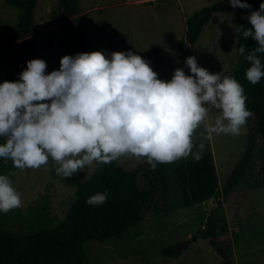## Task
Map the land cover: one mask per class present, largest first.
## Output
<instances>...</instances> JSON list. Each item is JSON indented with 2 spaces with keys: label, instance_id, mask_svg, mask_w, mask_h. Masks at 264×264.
Returning <instances> with one entry per match:
<instances>
[{
  "label": "rangeland",
  "instance_id": "374dc122",
  "mask_svg": "<svg viewBox=\"0 0 264 264\" xmlns=\"http://www.w3.org/2000/svg\"><path fill=\"white\" fill-rule=\"evenodd\" d=\"M151 2V3H150ZM218 0H78L80 15L57 23L51 13L57 10L59 0H40L36 12V28L33 35L34 53L46 62L47 72L59 70L60 60L69 55L64 48L66 34L61 27L69 25L79 46L78 53L102 51L109 56L113 52H133L149 62L150 67L164 81L172 79L180 69L186 45L187 19L196 11L207 8ZM19 11L0 0V38L13 44L12 50L22 53L23 40H18ZM69 37V36H67ZM199 66L210 73L228 75L242 63L238 50L236 22L233 12H220L205 26L197 44L190 47ZM3 70H0V80ZM215 114L209 117L214 121ZM249 127L244 126L239 136L214 135L204 140L203 126L193 137L196 147L202 142L205 149L202 158L212 155L220 187H223L248 145ZM261 144L256 148L251 168L237 186L228 202L210 200L194 207H185L179 181L173 172V164L166 168L169 193L160 190L145 210L148 214L156 207L162 211L147 215L137 228L129 229L121 238L106 242L91 241L84 245L91 264H221L222 260L204 237L207 218L212 211L223 207L219 220L225 226L220 242L231 245L238 264H264V165L259 160ZM195 161L192 155L181 158ZM117 165L126 171L146 166V158L122 157ZM58 165L49 158L39 169L3 172L20 193L22 206L7 214L0 212V225L25 233L36 228L35 217L45 209V224H57L72 204L76 188L65 183L57 175ZM85 167L74 174L80 180H89L96 171ZM143 179L142 174L140 180ZM144 180V179H143ZM144 184L145 182L142 181ZM149 210V211H148ZM43 213V212H42ZM222 225V224H221ZM201 229L203 231L201 232ZM177 248L178 258L165 255V251Z\"/></svg>",
  "mask_w": 264,
  "mask_h": 264
},
{
  "label": "clouds",
  "instance_id": "9594fccd",
  "mask_svg": "<svg viewBox=\"0 0 264 264\" xmlns=\"http://www.w3.org/2000/svg\"><path fill=\"white\" fill-rule=\"evenodd\" d=\"M233 9H251L229 0ZM251 28L242 30L257 47L238 52L251 65L245 73L253 85L264 78V3L250 11ZM190 74L176 69L169 81L158 78L148 61L133 52L102 51L65 55L59 70L47 72L46 62L33 59L17 81L0 83V159L20 170L39 169L51 158L57 175L70 178L80 169L110 164L122 157L146 158L157 164L193 156L202 158L205 144L195 152L194 134L201 126L204 140L214 135L239 136L254 113L233 77L210 73L196 57L185 59ZM215 114L214 121L209 117ZM108 193H97L86 204L97 206ZM20 193L8 175L0 174V212L20 208Z\"/></svg>",
  "mask_w": 264,
  "mask_h": 264
},
{
  "label": "trees",
  "instance_id": "16d2710c",
  "mask_svg": "<svg viewBox=\"0 0 264 264\" xmlns=\"http://www.w3.org/2000/svg\"><path fill=\"white\" fill-rule=\"evenodd\" d=\"M251 5V9H233L229 0H218L213 5L194 12L186 21L185 38L182 41L193 47L197 44L206 25L214 15L220 12H233L236 22L238 48L245 46L246 53L257 47L256 42L244 39L242 30L250 29L247 20L250 11L259 10L264 0H241ZM7 5L19 11L17 27L18 40H23L22 53L12 50L13 44L0 38V70L4 81H17L19 73L26 69L27 62L38 59L34 53V37L36 28V12L40 0H5ZM151 3V2H150ZM80 15L78 0H59L57 10L51 13V18L61 23ZM64 34V48L69 56H74L79 50L74 35L69 31V25L61 27ZM69 36V37H67ZM264 63V54H258ZM191 52H184L180 69L189 75L185 59ZM241 66L228 74L235 78L244 88L247 96L246 107L254 113L246 126L249 127L248 145L241 160L235 166L226 184L220 187L216 165L212 155H207L199 161L177 160L173 164V172L181 186L182 203L185 207L202 205L210 200L228 202L233 196L237 186L251 168L256 148L261 144L259 160L264 165V78L255 85L251 84L245 76L246 70L251 66L245 56H241ZM0 138V143H3ZM166 164H157L155 170L150 165L141 166L135 171H126L117 165L116 161L110 164H98V167L89 180L82 181L73 175L65 178V183L75 187V197L65 217L57 224H45L43 220L45 209L34 219L36 228L25 233L16 232L5 225H0V264H91L86 256L84 245L87 242H106L112 238H121L132 228H137L145 217L144 214H158L162 210L152 208L148 214L145 210L151 204L153 196L162 190L165 195L169 193L166 176ZM0 169L3 172L18 170L9 160L7 164L0 159ZM264 170V168H263ZM142 174L143 179L140 180ZM142 181L145 183L143 184ZM264 186V179H263ZM107 191V200L102 205L92 206L86 200L97 194ZM223 207L220 203L217 210L212 211L207 218L204 237L208 239L212 249L221 258V264H238L231 245L220 242V235L225 226L219 220V213ZM222 224V225H221ZM203 229H201V232ZM165 255L178 258L181 256L177 248L164 252Z\"/></svg>",
  "mask_w": 264,
  "mask_h": 264
},
{
  "label": "water",
  "instance_id": "95a60500",
  "mask_svg": "<svg viewBox=\"0 0 264 264\" xmlns=\"http://www.w3.org/2000/svg\"><path fill=\"white\" fill-rule=\"evenodd\" d=\"M186 50H187V52L189 51V44H187L186 45ZM206 230H204V232H205ZM204 232H203V234H204Z\"/></svg>",
  "mask_w": 264,
  "mask_h": 264
}]
</instances>
